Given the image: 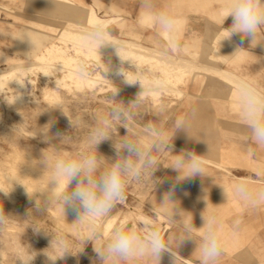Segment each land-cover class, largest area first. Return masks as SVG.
<instances>
[{"label":"rangeland","instance_id":"1","mask_svg":"<svg viewBox=\"0 0 264 264\" xmlns=\"http://www.w3.org/2000/svg\"><path fill=\"white\" fill-rule=\"evenodd\" d=\"M135 5L136 0H71L69 3L60 0H0V71L19 70L25 63H33V55L52 42L72 46L71 41L57 38L66 22L78 23L80 27H69L68 31L80 32L75 28L83 29L84 22L116 16L117 20L109 27L112 34L159 48L164 54L158 58L163 62L167 63L176 56L179 63L187 62L191 69L174 89L162 88L143 95L141 103L133 109L131 130L141 139H147L145 128L149 125L163 129L169 138L175 134L171 140L172 154L194 151L204 155L205 175L180 181L171 197L174 202L162 204L164 195L176 183L178 173L168 167L174 159L170 152L155 153L159 164L157 170L152 175L145 172L139 179L128 183L123 199L96 225L98 237L88 241L93 227L90 221L76 222L60 210L62 205L56 200L47 205L45 191L48 188L40 183L49 181L51 172L45 170L40 161L43 155L54 157L65 152L75 155L87 150L88 137L99 116L113 103L127 105L134 102L142 88L130 91L123 85L102 83L93 89H79L73 84L58 82L53 73L46 76L42 70L29 71L24 76L29 78L25 79L27 90L22 96L14 93L8 85L0 86V188L12 189L8 196L0 193V206L10 216L7 225L0 230V264H23V261L27 264L31 259L29 264H116L111 259L102 261L95 251L105 243L114 227L121 222L139 227L143 220L149 219L162 229L165 238L175 236L178 228L169 222V217L176 207L184 212L182 215L186 219H192L195 228L202 227L203 214L213 211L217 214L223 233V253L215 264H264V205L245 208L231 195L236 181L257 173L264 178V159L251 157L253 147L249 132H239L237 126L229 124V120L240 116L235 102V78L239 76L226 72V67L214 69L202 62H191L183 57L179 47L175 51H166V47L158 42L163 39L162 33L147 29L155 27L153 22L144 19L138 22V15L131 9ZM91 7L100 15L97 19L88 14L87 8ZM227 35L223 30L214 42L219 46L225 40L232 41L227 49L236 53V40L240 34L225 39ZM25 36L33 44L28 38L23 39ZM180 38H184L181 33ZM217 46L213 50L214 59L221 60L223 47ZM85 62L93 71L101 69L92 56ZM38 64L35 63L34 68ZM224 83L232 90H217V86L222 88ZM115 87L119 91L113 100ZM201 87L216 88L195 90ZM184 117L188 118L187 132L177 130L175 133L176 121ZM126 131L122 126L117 128L119 136H124ZM113 132H116V126ZM118 135L114 134L113 139L118 140ZM97 151L107 159L104 161L106 165L116 158L113 140L102 141ZM4 174L17 187L9 179H3ZM238 215H242V224L234 232L232 225ZM112 217L115 218L112 230L105 233L103 225ZM179 218L174 216V219ZM33 226L42 230L37 232ZM194 234L199 237L201 232L194 230ZM55 235L67 238L71 253L52 262L45 250ZM173 247L187 261L165 251L160 261L146 257L132 264H204L194 240Z\"/></svg>","mask_w":264,"mask_h":264},{"label":"clouds","instance_id":"2","mask_svg":"<svg viewBox=\"0 0 264 264\" xmlns=\"http://www.w3.org/2000/svg\"><path fill=\"white\" fill-rule=\"evenodd\" d=\"M143 7L152 13L151 19L154 25L165 35L166 51L177 50L180 33L177 16L172 7L165 6L154 10L153 0H143ZM224 7L226 15L223 17V23L226 18L232 17L231 26L224 29L228 33L225 39H230L234 34H240L241 41L248 38L251 40V45L254 42L256 45L264 41L261 39L257 42L258 34L261 33V29H264V0H226ZM25 38L33 44L29 37L25 36L23 39ZM80 39L85 46L98 50L99 54L102 47L111 45L115 48L121 64L128 61L121 56L120 46L110 39L108 23L105 20L88 21L81 31ZM105 66L104 73H108L110 68L106 64ZM86 68V62L81 61L79 74L83 77L88 75ZM138 72L137 67L134 72L123 67L114 70V74L122 77L125 84L135 85L139 82L142 91L134 102L127 105L123 102L113 103L106 113L99 116L88 137L87 150H81L75 155L67 152L58 153L54 157L43 155L40 161L45 166V170L50 169L51 172L48 189L45 191L47 192V205L56 200L62 205L64 213L67 207L76 214V222L90 221L93 227L89 232L88 241L98 237L96 225L102 218L109 215L118 201L123 199L128 183L139 179L145 172H150L152 175L157 170L159 164L155 153L168 151L172 154L171 140L175 134L169 138L163 129L149 125L145 128L147 139H141L140 135L130 128L133 109L141 103L143 95L154 87L162 85L161 81L145 82L138 76L133 79L129 75V73L138 74ZM18 82L20 85L25 83L19 80ZM235 89V102L250 138L258 147H264V91L246 78H238L235 82ZM118 91L115 87L112 94L113 100H116ZM114 126H116L115 133L113 132ZM118 126L127 130L124 136L117 134ZM174 127L175 133L177 130L187 132L188 118L178 119ZM114 134L119 136L118 140L113 139ZM105 140H113L116 150V158L109 160L110 163L107 165L104 163L107 159L98 155L97 151L98 145ZM173 157L168 167L176 171L178 175L175 178L176 183L164 195L162 204L167 201L174 202L171 197L175 194L176 184L180 181L193 179L197 175H205L206 158L204 155L194 151H181ZM11 190L5 191L0 188V193L8 196ZM226 195L228 197L227 193ZM231 195L241 201L245 208L264 205V178L257 173L253 177L236 181L232 185ZM243 210V208L240 210L241 214ZM182 213L184 212L176 207L169 217V222L175 223L178 228L175 236L165 238L162 229L153 220L145 219L139 227L121 222L113 228L101 248H95V251L102 261L111 259L116 264L120 262L132 264L133 261L146 257L160 261L161 254L165 251L175 255L174 244L179 247L187 240H194L204 264H215L223 253V233L217 214L214 211L207 215L203 214L202 227L195 228L192 219H186ZM177 215L180 218L174 219ZM9 219L10 216L0 206V230L7 225ZM241 224L242 215H238L233 221V231H238ZM33 227L37 232L42 230V228ZM194 230H200L199 237L195 236ZM69 248L70 244L65 236L55 235L50 247L45 250V254L50 261L55 262L71 253ZM23 264H25L24 261Z\"/></svg>","mask_w":264,"mask_h":264},{"label":"bare ground","instance_id":"3","mask_svg":"<svg viewBox=\"0 0 264 264\" xmlns=\"http://www.w3.org/2000/svg\"><path fill=\"white\" fill-rule=\"evenodd\" d=\"M60 1L69 3L71 0H60ZM87 9H88V14L95 15V19H97L98 16H100L97 10H95L93 7ZM146 14L147 13H144L142 18L139 19L140 20L145 19L144 15ZM100 20H105L108 23V30H109V27L112 26V24L117 20V17L116 16H109L107 18L102 17V19ZM87 22H84V25H86ZM69 27L77 28L80 27V25L78 23L72 24V22H66L65 26L62 27L59 34L57 35V38L71 41L72 46L63 45V44L61 45L58 44L57 42L54 43L52 42L49 45L48 44L45 45L41 52H36L33 55L34 56L33 63H25L24 65H22V67L19 70L14 68L13 69L9 68L8 70L0 71V86L8 85L10 89L14 90V93L17 92V94L22 96L27 90V81L25 79L29 78V76H26L27 78H25L24 76L29 71L42 70L46 76H49V74L53 73L56 75V80L58 82H63L67 85L73 84L75 85L76 88L79 89L82 88L93 89L95 88V86L105 83L108 84L109 86L123 85L130 91L133 89L139 90L141 89L139 82H137L135 85H128L123 82L122 77L116 76L114 74V70L119 67H123L133 72L136 71V67H137L139 69L138 74L129 73V75L132 76L133 79L137 78L138 76V78H140L145 82L154 81V80L162 82L161 86L154 87L151 91L146 92L152 94L154 93L153 90H160L162 88H164V90L165 89L172 90L176 86H179L182 83V78L187 74L188 71L190 72L191 70L190 64H188L187 62H184V64L179 63V61L176 60V56L174 55H172L174 57L171 58L172 59L171 61L166 60L167 63L172 62L171 65H168L167 63L160 60V58H158L160 57V55L164 54L162 53L161 49L144 45L143 43H140L133 38H123L114 35L109 31L110 39L114 43L120 46L121 56L126 60H128V61H124L121 64L120 58L116 54L115 48L113 46L107 45L102 47L100 49V54H99L98 50L85 46L83 44V42L80 39L81 30H82L81 28L79 29L75 28V30H79L80 32H74L73 29H69L73 31H68ZM163 36L165 37L164 34ZM217 47L219 48V46ZM245 52H246L245 50H242L239 53L243 54ZM90 56L96 58V60L101 66V69L93 71L92 68L89 65H87L86 62L87 65L86 71L88 75L87 77H83L79 74L80 62L85 61L86 58ZM35 63L36 64L40 63V64H38L34 68ZM105 64L108 65L110 68V71L108 73H104L106 67ZM231 76H229L228 79H231L230 78ZM233 77L235 78V76ZM234 78H232L233 81ZM18 80L21 83L23 82L25 83L23 85H20ZM235 80H237V78H235ZM3 179H9L8 181L12 183L14 187H17L14 181H12L7 176V174L3 175ZM40 185H45L44 188L45 187L48 188V181H42ZM60 208H61L60 210L64 213L63 207ZM64 214H67L74 220L77 219L76 214L67 207H65ZM114 221L115 218L112 217L103 225V229L105 233L109 232ZM175 256L179 257V259L186 260V258L183 255L178 254L176 252H175Z\"/></svg>","mask_w":264,"mask_h":264},{"label":"crops","instance_id":"4","mask_svg":"<svg viewBox=\"0 0 264 264\" xmlns=\"http://www.w3.org/2000/svg\"><path fill=\"white\" fill-rule=\"evenodd\" d=\"M153 3L155 6L154 10H158L165 6H171L174 10L178 20L179 32L184 35V38H180L179 41V51H182L181 54L183 57L191 62H202L214 69H224V67H226V72H233L234 75L237 77L239 76L238 78L250 79L258 88L264 89V41L256 45V42H254L253 45H251L250 39L245 38L241 41L239 36L237 40L235 38L237 41L236 53H233L231 49H227L230 48L229 44H233V42L225 40L221 44H218L223 47L221 49L222 59H214L213 50H215L214 48L217 46L214 42L215 37L218 39L221 32L229 28L232 24L231 16L226 18L223 23V17L226 15V9L224 7L226 0H153ZM131 9L133 14L138 15L139 23L142 22L139 18H142L144 13L148 14V17H145L144 20L152 22V13L143 7V0H136L135 7L131 6ZM144 23L148 24L147 22ZM147 29H152L158 34L159 29L156 26ZM160 36H162L163 39L158 41L159 44L166 47V37H164L163 34ZM261 39H264V29H261V33L258 34L257 42ZM237 47H241L246 52L240 54L237 51ZM239 55H241V57ZM215 88L216 87L213 89L201 87V89L195 90H214ZM222 89L232 90L231 86L227 83H224L222 88L217 86V90ZM233 116L236 117L237 115L235 114ZM234 119L233 121L229 120L231 121L229 124L237 126L239 132H248L240 116ZM251 146L253 147V149H251V157L256 160L264 159V147H258L253 142Z\"/></svg>","mask_w":264,"mask_h":264}]
</instances>
